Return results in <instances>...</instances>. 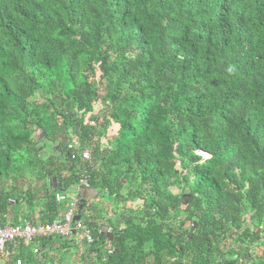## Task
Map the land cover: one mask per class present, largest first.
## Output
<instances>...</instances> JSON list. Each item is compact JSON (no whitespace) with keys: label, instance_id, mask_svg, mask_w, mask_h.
<instances>
[{"label":"trees","instance_id":"16d2710c","mask_svg":"<svg viewBox=\"0 0 264 264\" xmlns=\"http://www.w3.org/2000/svg\"><path fill=\"white\" fill-rule=\"evenodd\" d=\"M82 178L113 216L75 201L81 264H264V0H0V224Z\"/></svg>","mask_w":264,"mask_h":264},{"label":"crops","instance_id":"0c3cea01","mask_svg":"<svg viewBox=\"0 0 264 264\" xmlns=\"http://www.w3.org/2000/svg\"><path fill=\"white\" fill-rule=\"evenodd\" d=\"M100 143L103 144L104 141L100 140ZM47 178L49 179L52 177L48 176ZM28 180H29L30 185H28L27 187L32 188V192L34 193L33 199H34V202H36V204H37L34 207L35 209L30 211L31 210L30 207H28V206H25V207L21 206L20 207L19 205L17 206L16 204L14 207H16L17 208L16 210L21 212V213H22V210L25 211V214L27 213V216H30V215L33 216L34 221L36 222L37 221L36 218H38V213L43 212V211H40V210H42L40 204L43 202V200H40V199L43 195H45V189L43 188V185L40 181L32 180V179H28ZM46 185L49 188H52L53 185H55V184L49 180V182ZM27 187L22 188L21 191H23ZM89 189L90 188H83L81 186L72 188L70 190L72 196L68 197V199H69V201H76L78 199L81 202V204L85 205V209L83 210V213H81L82 217L95 218L96 219L95 221L97 222V224L100 225V224H102V222L103 223L105 222L107 217H110V215H112V214H109L110 211H112V209H111L112 207H110L108 209L109 212L107 213L108 204L106 202H103L102 199H99L100 197H99V194L97 193V191L92 190V191L97 193V195H93L88 191ZM65 195H66V193H65ZM102 207H103V210H102ZM80 209H81V206H78L77 213H79ZM61 213L62 212H60L57 216H55V219L58 218L61 215ZM99 214H101V215H99ZM101 216H103V218H101ZM78 218H79V216H78ZM17 219L19 222H23V220L20 221L19 216ZM102 219H105V220L103 221ZM43 239L44 238H37V239L33 240L32 243L28 246H22V245L17 244L16 246H14L16 257L19 258L21 249H22V251H25V252L34 253L37 257L36 261L49 260L50 263H52L53 260H66L65 264H70V263H72V262H70V260H72L73 261L72 264H81L79 262L80 259L91 260V257H93V256L89 257L90 253L87 250H85V249L83 250L81 248V246L83 244H85V242L81 241L80 237H79V240L75 241V245H77V247H78V250L76 251V253L75 252L69 253L70 249H68V250L62 249L61 250V247L58 246L57 243L55 244L54 241H50L49 239H47V240H43ZM108 247H109V244H106V245H104L103 249L104 248L107 249ZM88 262L86 264H88ZM0 264H5V259L1 258V256H0ZM94 264H97V263L95 262Z\"/></svg>","mask_w":264,"mask_h":264},{"label":"built area","instance_id":"2783aa9c","mask_svg":"<svg viewBox=\"0 0 264 264\" xmlns=\"http://www.w3.org/2000/svg\"><path fill=\"white\" fill-rule=\"evenodd\" d=\"M74 157L83 161H89L90 153L88 151H79ZM71 156V159L74 157ZM79 186L88 188L86 178H82L78 182ZM64 196H55L56 201H62ZM78 216L77 205L75 201H69L65 210L61 215L53 220L50 224L32 225L24 223L22 225H1L0 224V256L5 260H14V264H21V260L16 258L14 246L17 244L28 246L37 238L55 237L70 238L74 233L87 243H90V231L78 220L73 221Z\"/></svg>","mask_w":264,"mask_h":264},{"label":"rangeland","instance_id":"374dc122","mask_svg":"<svg viewBox=\"0 0 264 264\" xmlns=\"http://www.w3.org/2000/svg\"><path fill=\"white\" fill-rule=\"evenodd\" d=\"M96 108H97V107H96ZM38 138H39V137H38ZM102 140H103V139H101V141H102ZM53 150L57 151V148L54 147ZM44 151H45V153L48 154V153H49V152H48V151H49V148H45ZM203 157H207V156L203 155ZM91 163H92V161H91ZM25 182H27V180H19L17 184L21 185L22 183L24 184ZM70 190H71V189H69V190H67V191L65 192L67 198L72 196ZM99 199H101V196H100ZM102 201H103V202H108V198H107V197L104 198V196H103ZM73 239H74L75 241H76V240H79V236L76 234V235L73 237ZM85 247H86V246H85L84 244L81 246V248H82L83 250L85 249ZM77 250H78V247H77V245H75V247L70 248V252H69V253H73V252L76 253ZM255 251H260V249H259V248H257V249L254 248V250L252 251V252H253V255H255ZM68 256H69V255H68ZM80 260H83V259H80ZM63 262H65V261H63ZM70 262L73 263L72 260H70ZM54 263H56V260H54ZM72 263H70V264H72ZM82 264H83V263H82Z\"/></svg>","mask_w":264,"mask_h":264},{"label":"water","instance_id":"95a60500","mask_svg":"<svg viewBox=\"0 0 264 264\" xmlns=\"http://www.w3.org/2000/svg\"><path fill=\"white\" fill-rule=\"evenodd\" d=\"M49 180L50 181H52L55 185H53V188H55V187H60L61 185H60V182L58 181V180H56L55 178H47V180H46V182L48 183L49 182ZM91 194H93V195H97V193L96 192H94V191H92V189H89L88 190ZM79 220V218H78V216L77 217H75L74 219H73V221L75 222V221H78ZM194 225H195V223H193V227L190 229V232H193L194 231ZM240 259H241V261H243L244 260V254H241L240 255ZM242 264H246V263H242Z\"/></svg>","mask_w":264,"mask_h":264},{"label":"clouds","instance_id":"9594fccd","mask_svg":"<svg viewBox=\"0 0 264 264\" xmlns=\"http://www.w3.org/2000/svg\"><path fill=\"white\" fill-rule=\"evenodd\" d=\"M203 156V155H202ZM206 156V155H205Z\"/></svg>","mask_w":264,"mask_h":264}]
</instances>
